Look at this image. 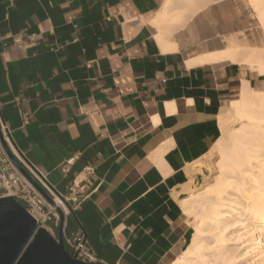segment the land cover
Wrapping results in <instances>:
<instances>
[{"label": "crops", "instance_id": "obj_1", "mask_svg": "<svg viewBox=\"0 0 264 264\" xmlns=\"http://www.w3.org/2000/svg\"><path fill=\"white\" fill-rule=\"evenodd\" d=\"M165 1L0 0V120L28 165L80 197L63 236L84 231L96 264H172L186 248L188 167L252 85L244 64L212 59L246 29L234 1L185 12L167 39Z\"/></svg>", "mask_w": 264, "mask_h": 264}, {"label": "bare ground", "instance_id": "obj_2", "mask_svg": "<svg viewBox=\"0 0 264 264\" xmlns=\"http://www.w3.org/2000/svg\"><path fill=\"white\" fill-rule=\"evenodd\" d=\"M211 1L214 0H166L154 23L167 39L177 26L184 24L185 12L196 13ZM249 2L264 29V0ZM178 9L185 11L176 12ZM212 59L240 62L264 76V52L260 50L247 51L231 45ZM228 111L249 124L233 135H225L227 138L222 136L213 146L222 155V161L216 164L219 168L214 169L220 173L214 178L216 182L180 201L191 215L194 233L190 245L172 264H264V89L253 88L244 80L241 98L223 109ZM225 123L226 119L220 121L221 126ZM197 169L189 166V176L196 177ZM200 175L204 181L210 178L209 171Z\"/></svg>", "mask_w": 264, "mask_h": 264}, {"label": "built area", "instance_id": "obj_3", "mask_svg": "<svg viewBox=\"0 0 264 264\" xmlns=\"http://www.w3.org/2000/svg\"><path fill=\"white\" fill-rule=\"evenodd\" d=\"M31 40L36 35L29 36ZM14 42L23 44L22 36L16 35ZM2 136L16 159L26 168L32 178L46 191L49 198L44 196L17 168L0 140V197L13 196L24 205L27 211L36 219L39 226H43L56 239H59L57 230L66 225V218L81 200L77 193L71 189L69 195H63L50 184L45 174L28 165L14 150L11 142L10 129L0 120ZM74 161L69 159L64 164L67 168ZM86 174L91 173V167H86ZM65 248L77 259L88 264L102 261L95 248L90 244L86 233L79 230L70 236H63Z\"/></svg>", "mask_w": 264, "mask_h": 264}, {"label": "water", "instance_id": "obj_4", "mask_svg": "<svg viewBox=\"0 0 264 264\" xmlns=\"http://www.w3.org/2000/svg\"><path fill=\"white\" fill-rule=\"evenodd\" d=\"M0 140L13 163L47 198L46 191L12 154L0 129ZM56 240L13 196L0 197V264H88L64 245L62 226Z\"/></svg>", "mask_w": 264, "mask_h": 264}, {"label": "rangeland", "instance_id": "obj_5", "mask_svg": "<svg viewBox=\"0 0 264 264\" xmlns=\"http://www.w3.org/2000/svg\"><path fill=\"white\" fill-rule=\"evenodd\" d=\"M232 1H234L236 3L238 11H242V20L244 21V23L246 25V29H242V30L238 31L235 35H233L232 38H234V40L236 41L235 45L237 47L241 48L242 50H247V51H249V50H260V51L264 52V29L259 24V22L256 18L255 11L252 8L249 0H232ZM181 10L183 12L185 11L184 9H178L176 12H180ZM228 42H229V40H228ZM248 67L242 65L243 71L247 70V69L252 71V73H248V76L253 78L251 86L253 88L258 89V90H263L264 89V76L260 75V72L258 69H252L250 67H249L250 68L249 69ZM242 77H245V73H242ZM241 96H242V89H241V92L239 94V87H238L236 89V91L232 95H230V97L226 100V102L224 103V106H227L229 104V102L233 99L241 98ZM234 115L236 118L233 117ZM234 115L229 113V111L227 113L222 112L220 114V116H219L220 121L222 119H226V123L221 126L223 137L227 138L228 136H225V135H228V134L233 135V134H235V132L239 128H242L243 126L247 127V125L249 124V123L247 124L245 122V121H247L245 118H241V119H243L242 120L243 123H242L239 119H237V115L236 114H234ZM238 118H240V117H238ZM245 123H246V125H245ZM232 126H233V128H232ZM229 127H231V128H229ZM226 129H228V130L226 131ZM233 129L234 130L236 129V130L234 131ZM224 130H225V132H224ZM238 131H240V130H238ZM222 136H221V138H222ZM227 142L230 143L229 140H227ZM220 160L222 161V155H221L220 151H218L215 148L214 149L212 148V150L208 153V155H206L202 160H200L198 163H196L195 166L198 168L196 170V171H198V173L196 174L197 178L195 176H194L195 179H194V177H189L190 183L182 188L181 198L182 199L187 198V197L191 196L193 193L195 194L197 192L205 191L208 186H211L212 184H214L216 182L214 178H216L220 174L219 170H214V169L219 168L218 165L220 163ZM217 163H218V165L216 166ZM210 164H211V166H210ZM200 169L203 171H201ZM204 171H209L210 181H209V179L207 181L203 180V176H201L200 174H201V172L203 173ZM213 180H214V182H213ZM191 181H192V183H191ZM182 206L184 209L183 203H182ZM198 208L200 209L199 206H198ZM185 213H186V211L184 209V216L186 218V222H188V225H191V223H192L191 215L188 216V213H186V214ZM186 216H188V217H186ZM189 220H190V222H189ZM193 233H194V228H193ZM210 240H211V237H210ZM190 243H191V241H190ZM190 243L186 246V248L190 245Z\"/></svg>", "mask_w": 264, "mask_h": 264}]
</instances>
